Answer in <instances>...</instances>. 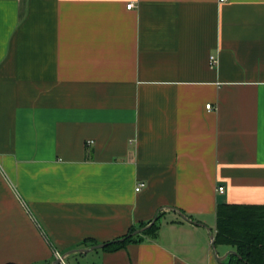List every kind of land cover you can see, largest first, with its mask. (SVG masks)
<instances>
[{
  "label": "crops",
  "instance_id": "crops-1",
  "mask_svg": "<svg viewBox=\"0 0 264 264\" xmlns=\"http://www.w3.org/2000/svg\"><path fill=\"white\" fill-rule=\"evenodd\" d=\"M220 205L264 206V0H0V264L155 216L97 263L221 264Z\"/></svg>",
  "mask_w": 264,
  "mask_h": 264
},
{
  "label": "trees",
  "instance_id": "trees-1",
  "mask_svg": "<svg viewBox=\"0 0 264 264\" xmlns=\"http://www.w3.org/2000/svg\"><path fill=\"white\" fill-rule=\"evenodd\" d=\"M158 218L143 233L130 236L123 242L111 243L105 249H120L128 242H139L142 236L155 238L159 229ZM147 225L130 229L122 238ZM213 243L228 246L237 254H230L221 264H264V206H218Z\"/></svg>",
  "mask_w": 264,
  "mask_h": 264
},
{
  "label": "water",
  "instance_id": "water-1",
  "mask_svg": "<svg viewBox=\"0 0 264 264\" xmlns=\"http://www.w3.org/2000/svg\"><path fill=\"white\" fill-rule=\"evenodd\" d=\"M179 216L186 222L192 223L193 225H200L197 222H194L190 219H188L185 215H183L182 213H179ZM156 221V216L153 218V220L145 227H142L140 229L135 230L133 233L129 234L128 236H126L125 238H120L118 240H114L112 242L109 243H104V244H98L95 246L90 247L89 249H79V250H75V251H71L68 252L67 254H71V253H87L89 251H93V250H98V249H105L106 247H108L111 243H117V242H123L126 238L130 237V236H134V235H138L143 233L145 230H147L149 227H151V225ZM209 238L211 240V250L213 252L214 258L218 263H222L230 254H234L237 255L234 251H229L227 253H225L223 256H218L217 252H216V248L215 245L213 243V236L209 235ZM65 256H62L61 259H56L52 264H60L61 261L64 259Z\"/></svg>",
  "mask_w": 264,
  "mask_h": 264
},
{
  "label": "rangeland",
  "instance_id": "rangeland-1",
  "mask_svg": "<svg viewBox=\"0 0 264 264\" xmlns=\"http://www.w3.org/2000/svg\"><path fill=\"white\" fill-rule=\"evenodd\" d=\"M92 247V246H91ZM101 249L90 251L87 253H78V254H72L67 257H64L62 264H98L97 261V254L100 252ZM219 249L216 248V252H218ZM65 254H62V256ZM56 259L50 260L48 264H52ZM61 264V263H60Z\"/></svg>",
  "mask_w": 264,
  "mask_h": 264
},
{
  "label": "built area",
  "instance_id": "built-area-1",
  "mask_svg": "<svg viewBox=\"0 0 264 264\" xmlns=\"http://www.w3.org/2000/svg\"><path fill=\"white\" fill-rule=\"evenodd\" d=\"M133 7H134L133 4L130 3V4H127L126 9L127 10H131ZM210 64L212 66H214L216 64L215 57H210ZM206 109L211 110L212 108H211L210 105H206ZM142 186H143L142 184H138L137 187L135 188V191L138 192L142 188ZM217 192L219 194H222L224 192L223 187H218L217 188ZM56 259H61V256H59L58 254H56ZM62 263H63V260L61 261V264Z\"/></svg>",
  "mask_w": 264,
  "mask_h": 264
}]
</instances>
